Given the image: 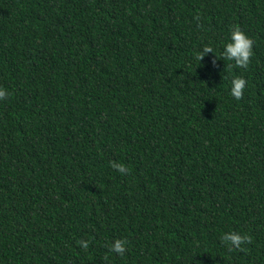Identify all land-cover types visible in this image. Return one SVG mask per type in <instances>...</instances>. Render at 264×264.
Returning a JSON list of instances; mask_svg holds the SVG:
<instances>
[{"label": "trees", "instance_id": "16d2710c", "mask_svg": "<svg viewBox=\"0 0 264 264\" xmlns=\"http://www.w3.org/2000/svg\"><path fill=\"white\" fill-rule=\"evenodd\" d=\"M0 87V264H264V0H0Z\"/></svg>", "mask_w": 264, "mask_h": 264}, {"label": "clouds", "instance_id": "9594fccd", "mask_svg": "<svg viewBox=\"0 0 264 264\" xmlns=\"http://www.w3.org/2000/svg\"><path fill=\"white\" fill-rule=\"evenodd\" d=\"M252 39L246 35L238 26H234L229 34L228 42L223 45L221 56L227 61H233L237 67L247 68L249 59L252 56ZM209 52L213 53L211 46H204L198 53L197 59L201 61L203 56ZM246 81L243 77H233L230 86V95L236 100L241 99L245 89ZM10 93L3 87H0V100H4ZM111 167L118 173L127 174L128 169L120 162H110ZM249 237L238 232H227L222 236V240L227 244L229 250L239 249L242 244L248 241ZM78 244L81 248H88V241L80 240ZM127 241L125 239H114L109 245V251L123 256L126 251Z\"/></svg>", "mask_w": 264, "mask_h": 264}]
</instances>
